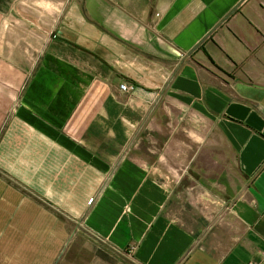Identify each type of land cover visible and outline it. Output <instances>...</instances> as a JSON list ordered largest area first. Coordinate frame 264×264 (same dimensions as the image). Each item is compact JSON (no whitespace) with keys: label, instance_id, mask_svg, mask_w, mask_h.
<instances>
[{"label":"crops","instance_id":"crops-1","mask_svg":"<svg viewBox=\"0 0 264 264\" xmlns=\"http://www.w3.org/2000/svg\"><path fill=\"white\" fill-rule=\"evenodd\" d=\"M0 264H264V0H0Z\"/></svg>","mask_w":264,"mask_h":264},{"label":"built area","instance_id":"built-area-1","mask_svg":"<svg viewBox=\"0 0 264 264\" xmlns=\"http://www.w3.org/2000/svg\"><path fill=\"white\" fill-rule=\"evenodd\" d=\"M132 88H134V86L131 84H128L127 82H122L120 84V90L123 92H127V91L131 90ZM198 130L202 133H205V131H206V129H203V128H198Z\"/></svg>","mask_w":264,"mask_h":264},{"label":"rangeland","instance_id":"rangeland-1","mask_svg":"<svg viewBox=\"0 0 264 264\" xmlns=\"http://www.w3.org/2000/svg\"><path fill=\"white\" fill-rule=\"evenodd\" d=\"M97 243H98V248H100L98 251H105L108 253L112 252L106 245L102 244L101 242H97ZM113 262H118V259L113 260Z\"/></svg>","mask_w":264,"mask_h":264}]
</instances>
